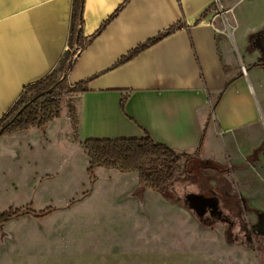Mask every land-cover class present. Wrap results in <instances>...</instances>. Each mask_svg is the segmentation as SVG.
I'll use <instances>...</instances> for the list:
<instances>
[{"label":"crops","instance_id":"0c3cea01","mask_svg":"<svg viewBox=\"0 0 264 264\" xmlns=\"http://www.w3.org/2000/svg\"><path fill=\"white\" fill-rule=\"evenodd\" d=\"M211 3L85 0L77 28L83 41L64 78L69 90L86 83L84 91L71 93L82 142L149 136L177 153L224 165L241 163L263 141L257 96L264 104V70L256 64L264 60V0H223L242 59L210 24ZM73 5L0 0V121L27 86L66 67L75 46ZM216 27L222 30L220 20Z\"/></svg>","mask_w":264,"mask_h":264},{"label":"rangeland","instance_id":"374dc122","mask_svg":"<svg viewBox=\"0 0 264 264\" xmlns=\"http://www.w3.org/2000/svg\"><path fill=\"white\" fill-rule=\"evenodd\" d=\"M233 34L236 42L237 29ZM237 48L238 59L244 58ZM70 51L58 71L60 117L0 138V213L50 211L0 225V264H264L261 94L263 141L247 158L227 162L221 173L198 169L191 177L183 171L163 194L141 184L137 172L98 168L89 174L71 94L78 92L64 79ZM127 163L150 167L153 159L135 153ZM192 178L196 182L189 183ZM194 195L216 197L218 205L200 216L190 208ZM216 211L221 214L214 217Z\"/></svg>","mask_w":264,"mask_h":264},{"label":"trees","instance_id":"16d2710c","mask_svg":"<svg viewBox=\"0 0 264 264\" xmlns=\"http://www.w3.org/2000/svg\"><path fill=\"white\" fill-rule=\"evenodd\" d=\"M85 0H74L72 17V34L70 43L72 46L82 44L81 30L78 25L82 22V13ZM174 29L154 38L145 45L139 47L124 61L131 59L136 54L151 46L164 37L170 35ZM260 34L250 36L249 42L254 43ZM264 70V60L256 64ZM58 71H54L44 79L27 86L16 104L0 121V138L13 135L32 128H44L54 119L60 117L61 95L59 93ZM86 83H80L70 89L71 92L84 91ZM85 150L90 158L88 172L94 176L96 169L106 168L118 170L121 173L137 172L138 179L148 189L165 194V189L175 182L177 175L183 171L193 174L198 169L215 170L223 172L224 167L212 161H202L185 153H177L171 148L154 142L149 136L142 139H92L84 142ZM139 153L143 159H153L150 167L142 163H127L132 154ZM182 159L186 160V166L182 167ZM198 163L196 167L189 168V163ZM191 163V166H192ZM204 164V165H202ZM189 167H188V166ZM170 198V196H168ZM50 211L41 214L27 210H8L0 213V225L10 221L34 214L37 217L45 216Z\"/></svg>","mask_w":264,"mask_h":264},{"label":"built area","instance_id":"2783aa9c","mask_svg":"<svg viewBox=\"0 0 264 264\" xmlns=\"http://www.w3.org/2000/svg\"><path fill=\"white\" fill-rule=\"evenodd\" d=\"M208 13L213 15V18L210 24L215 28V30L227 36L230 40L233 41L234 40L233 39L234 27L229 18V11H227L224 8L223 0H212V3L208 9ZM217 20H220L222 22V30L216 27ZM75 50H76L75 46L71 49L69 48V51L71 52V54H73ZM72 56L74 57V55ZM242 73L244 75H247L246 68L244 66H242Z\"/></svg>","mask_w":264,"mask_h":264},{"label":"water","instance_id":"95a60500","mask_svg":"<svg viewBox=\"0 0 264 264\" xmlns=\"http://www.w3.org/2000/svg\"><path fill=\"white\" fill-rule=\"evenodd\" d=\"M79 30H80V28H79ZM262 45L264 48V40L262 42ZM77 48H78V43H76V45H75V49H77ZM194 196L196 198L195 205L194 206L190 205V208L196 210L198 215L202 216L203 214H205L208 207L214 206V205H212V200H214L213 197L208 198L204 195H194Z\"/></svg>","mask_w":264,"mask_h":264},{"label":"flooded vegetation","instance_id":"af4514ba","mask_svg":"<svg viewBox=\"0 0 264 264\" xmlns=\"http://www.w3.org/2000/svg\"><path fill=\"white\" fill-rule=\"evenodd\" d=\"M231 162V161H230ZM202 165H204V164H202ZM221 165V164H220ZM197 166V164L196 163H192V166L191 167H189L190 169L191 168H193V167H196ZM221 166H223L224 167V165H221ZM224 169H225V167H224ZM224 169H223V171H224ZM201 170H203V169H201ZM204 171H212V172H214V173H219V172H217V171H215V170H204ZM198 173V170H197V172H195V173H193L192 175L191 174H187L188 176H191V177H194L196 174ZM221 173V172H220ZM192 182H196V181H194L193 180V178H192V180L191 181H189V183H192ZM192 185V184H191ZM190 185V186H191ZM187 188H189V187H187ZM187 188L186 189H184L185 191L187 190ZM183 190V191H184ZM209 197V196H208ZM214 198V200H212V205H214V206H217L218 204H215V199H217L216 197H213ZM219 203V202H218ZM219 206H220V208L222 209V210H225V208H224V205H223V203L221 204V202H220V204H219ZM218 214H221V213H219L218 211H216V213L213 215L214 217H215V215H218ZM223 216V215H222ZM224 217V216H223ZM224 218H226V220H228V218L227 217H224ZM237 218V217H236ZM222 223H224V222H222ZM226 223V222H225ZM228 224V223H227ZM242 224H244V223H242ZM262 224V223H261ZM228 225H232L231 223H229ZM245 225V224H244ZM234 226V225H233ZM241 226V225H240ZM245 227V226H244Z\"/></svg>","mask_w":264,"mask_h":264}]
</instances>
